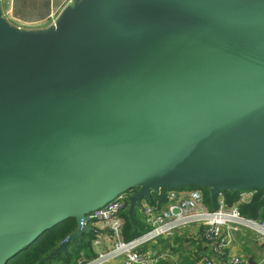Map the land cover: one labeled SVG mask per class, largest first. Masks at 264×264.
I'll return each mask as SVG.
<instances>
[{
	"label": "water",
	"instance_id": "obj_1",
	"mask_svg": "<svg viewBox=\"0 0 264 264\" xmlns=\"http://www.w3.org/2000/svg\"><path fill=\"white\" fill-rule=\"evenodd\" d=\"M187 187L264 198V0H67L38 28L0 0V264Z\"/></svg>",
	"mask_w": 264,
	"mask_h": 264
},
{
	"label": "built area",
	"instance_id": "obj_2",
	"mask_svg": "<svg viewBox=\"0 0 264 264\" xmlns=\"http://www.w3.org/2000/svg\"><path fill=\"white\" fill-rule=\"evenodd\" d=\"M186 189V188H183ZM254 195L255 191H246ZM122 194L104 207L92 212L90 232L95 233L92 245L100 246L101 229L107 228L112 236V245L87 258L80 254L76 264H110L120 260V264H153L151 259L140 252V248L175 232L196 226L201 229L202 238L210 245L214 259L200 257L195 264H215V260L225 264H257L243 255H227L231 236L238 231L253 234L264 246V220H257L241 214L238 206H228L223 193L216 195L217 207L208 209L204 204V194L200 189L164 191L153 195L151 202L139 203L143 219V232L129 240L123 237V217L128 209L127 197ZM100 223L103 228H93Z\"/></svg>",
	"mask_w": 264,
	"mask_h": 264
},
{
	"label": "crops",
	"instance_id": "obj_3",
	"mask_svg": "<svg viewBox=\"0 0 264 264\" xmlns=\"http://www.w3.org/2000/svg\"><path fill=\"white\" fill-rule=\"evenodd\" d=\"M41 1V7L28 4V0H2L4 2V15L14 25L38 28L45 26L51 20L53 9H60L64 6L66 0H49L50 13L45 11V0ZM27 3V4H26ZM63 3V4H62ZM62 4V5H61ZM54 6V7H53ZM27 8L31 12H27ZM49 23V22H48ZM188 190V189H182ZM203 192V191H202ZM239 201L233 205L246 204L250 202L253 195L243 192L238 195ZM137 211V220L140 227H143V219L139 209ZM134 216V215H133ZM123 217V214H122ZM129 219V217H128ZM123 229L125 228V219L123 217ZM130 221V220H129ZM131 224V222H130ZM133 224L134 217H133ZM132 224V225H133ZM91 225H89L90 227ZM93 228H103L100 223H95ZM100 246L95 247L92 241L85 250H80V254L90 258L99 251L106 250L112 245V236L107 228L101 229ZM124 240L125 236L123 233ZM94 239V238H93ZM131 239V238H130ZM129 240V239H128ZM140 252L151 259L153 264H195L202 256H208L214 259L210 245L202 238L201 229L199 227L190 226L175 232L172 235L160 238L153 243L140 248ZM243 255L252 263L264 264V246L260 245L253 234L248 231H238L230 238V244L227 248V255ZM215 264H225L224 261L215 260ZM110 264H120V260H115Z\"/></svg>",
	"mask_w": 264,
	"mask_h": 264
},
{
	"label": "trees",
	"instance_id": "obj_4",
	"mask_svg": "<svg viewBox=\"0 0 264 264\" xmlns=\"http://www.w3.org/2000/svg\"><path fill=\"white\" fill-rule=\"evenodd\" d=\"M202 191L204 194L205 206L210 210L215 209L217 207L216 196L209 197L207 190ZM239 193L240 192H234L232 194L223 193L225 195L226 204L232 206L238 202ZM262 195L263 192L255 191L250 202L238 205L240 213L249 218L264 220V198H262ZM133 215L135 224L132 225L130 224L127 213H123L125 219L123 233L126 240L134 238L143 232V227L139 226L140 224L137 220V211H134ZM75 227V222L73 220L65 221L52 230L44 233L36 242L10 260L7 264H76L80 255V250H85L91 240H93L94 235L92 232L70 245L67 248L66 254H59L57 257L45 262L41 261L58 246L61 239L73 232Z\"/></svg>",
	"mask_w": 264,
	"mask_h": 264
},
{
	"label": "rangeland",
	"instance_id": "obj_5",
	"mask_svg": "<svg viewBox=\"0 0 264 264\" xmlns=\"http://www.w3.org/2000/svg\"><path fill=\"white\" fill-rule=\"evenodd\" d=\"M65 3L67 2V0L66 1H64ZM64 3V4H65ZM27 4V3H26ZM28 4H29V6L30 5H38L39 7H41V1H39V0H28ZM50 4H53V2H49V0H45L44 1V5H45V11H47V14L49 15V13H50V8H49V6H50ZM63 4V3H62ZM61 4V5H62ZM60 5H57V7H59ZM54 7V6H53ZM57 7H55L54 9H53V13H52V17H51V20H49L48 22L49 23H51V21L56 17V15H58L59 14V11H60V9H56ZM2 8H3V10H4V2H2ZM27 12H31L30 10H29V8H27ZM47 22V24L46 25H48L49 23ZM41 27H43V26H41ZM187 188H190V187H187ZM186 188V189H187ZM190 189H193V188H190ZM132 193V192H131ZM240 193H243V192H240ZM240 193L238 194V195H240ZM223 197L225 198V195L223 194ZM239 197V196H238ZM240 198V197H239ZM94 235H95V233H94ZM78 260V259H77Z\"/></svg>",
	"mask_w": 264,
	"mask_h": 264
},
{
	"label": "bare ground",
	"instance_id": "obj_6",
	"mask_svg": "<svg viewBox=\"0 0 264 264\" xmlns=\"http://www.w3.org/2000/svg\"><path fill=\"white\" fill-rule=\"evenodd\" d=\"M188 190H191L190 188H187ZM180 190V189H179ZM193 190V189H192Z\"/></svg>",
	"mask_w": 264,
	"mask_h": 264
}]
</instances>
